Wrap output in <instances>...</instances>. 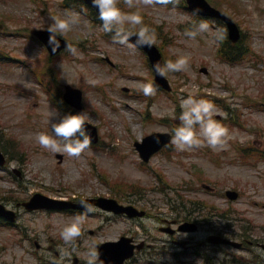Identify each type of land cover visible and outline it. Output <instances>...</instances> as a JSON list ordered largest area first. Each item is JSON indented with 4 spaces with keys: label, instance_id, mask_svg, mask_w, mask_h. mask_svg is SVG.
<instances>
[{
    "label": "rangeland",
    "instance_id": "obj_1",
    "mask_svg": "<svg viewBox=\"0 0 264 264\" xmlns=\"http://www.w3.org/2000/svg\"><path fill=\"white\" fill-rule=\"evenodd\" d=\"M215 1H222V7L246 34L245 41L262 60L249 57L234 65L223 63L217 53L219 40L215 39L217 29L221 32L218 26H209L207 31L190 39L180 27L190 28L195 24H190L184 11L153 1L131 0L151 21L166 26V37L148 29L149 34L154 33L155 43L163 44L168 60L188 57L184 70L167 72L175 88L173 96L159 92L158 88L153 95L145 96L143 83L154 78L145 55L128 43L106 41L103 30L92 28L86 13L66 9L63 0H0V20H4L7 29L23 33L22 37H11L2 33L4 26L0 29V55L6 59L0 60V131L16 138L22 146L20 151L9 149L14 157H20L10 164V171L19 168L22 179L14 173L11 175L9 170H0V191L6 198L0 196V202L15 209L16 201H26L36 192L72 199L96 195L117 198L131 190L140 191L133 199L151 213L144 227L126 219L108 221L105 214L97 211L79 215L83 217L81 235L72 244L62 240L60 231L78 214L22 211L19 226L0 228V264H34L36 259L24 254L19 244V240L29 238L44 246L49 241L59 251V254L48 253L47 264L53 260L72 264L75 256L87 264V251L92 244L97 249L99 243L114 241L130 231L154 245L151 253L130 264H179L177 259L168 256L165 259L160 254L167 238L157 229L158 217L172 219L176 213L160 192L161 188L167 189L172 197H178V189L184 196L185 207L191 205L188 200L201 203L202 209L197 211L203 217L218 216L226 210L233 212L228 220L213 217L205 222L201 232L195 235L198 241L206 237L214 224L218 229L224 226L223 232L231 236L244 232L251 239L264 242V108L253 103L264 100V0ZM73 15L77 22L62 35L84 46L78 45L75 52L52 62L44 46L27 37L25 29L28 32L45 29L54 23L53 17ZM136 27L140 29L141 25L124 24V29ZM102 56L114 65L101 61ZM51 65L56 68L62 87L71 84L83 89L86 107L82 113L88 117L86 121L99 127L100 146L86 148L79 156H70L63 150L54 152L38 141L41 132L54 136L52 123L63 117L33 72L37 68L49 69ZM201 67H207L209 73H200ZM125 87L128 92L124 91ZM188 96L212 101L214 118L224 126L227 117H233L242 126L226 124L228 131L222 145L213 148L205 141L183 150L175 145L171 157L157 156L149 168H144L134 142L153 132L172 131L174 126H180L182 108L179 110L176 102ZM149 98L153 106L152 116L147 119L144 112ZM196 131L199 132L198 125ZM199 139L204 140L202 136ZM242 149L246 150L249 162L242 157ZM23 151L25 158L20 156ZM58 153L64 155L63 163L56 158ZM204 183L213 187L214 192L205 190ZM228 189L238 191L240 198L227 199ZM206 204L213 205L215 211L205 207ZM183 259L205 264L190 253L183 254Z\"/></svg>",
    "mask_w": 264,
    "mask_h": 264
},
{
    "label": "clouds",
    "instance_id": "obj_2",
    "mask_svg": "<svg viewBox=\"0 0 264 264\" xmlns=\"http://www.w3.org/2000/svg\"><path fill=\"white\" fill-rule=\"evenodd\" d=\"M151 3L152 0H146ZM156 3L168 4L176 3L179 0H155ZM94 5L99 8V19L102 20L103 30L105 32H112L114 26L116 27L114 40L123 44L128 42L129 33L124 29V24L127 22L131 26L141 25L137 43L152 44L155 42V36L149 34L148 26L143 25V17L139 10L135 12H122L117 6L116 0H92ZM129 7H132L131 0H129ZM54 23L49 25L48 31L49 44L58 47L59 41L55 38V33L61 34L67 32L72 24L76 23L75 15L68 18L53 17ZM209 24L201 20L195 26L186 28L184 34L190 39H195L201 32L207 31ZM224 34L217 29L215 39L222 40ZM69 51L75 52L74 45H66ZM188 65V57L180 56L176 60H168L165 62V67H160L156 64L155 71L158 75H165L167 72H178L184 70ZM157 86L151 82L143 83L142 92L145 96H151L156 92ZM182 112L179 116L182 122L180 126L175 128L172 136V143L178 149L183 150L185 147H192L193 145H200L205 142L215 148L217 145H222L227 135V128L217 119L214 118L215 105L212 101L207 99H196L193 96H188L180 100ZM88 117L84 113L67 114L64 115L60 121L52 123V131L54 136L41 132L38 135L39 143L45 148H50L54 152L65 151L70 156H79L91 143L90 131L86 128V120ZM199 127V132L196 131V126ZM203 137L202 141L199 137ZM55 137H61L65 143L60 145L57 143ZM75 137V139H73ZM79 137H83L80 139ZM82 216L73 218L72 223L66 224L60 231V236L66 243H75V238L81 235V221ZM99 252L96 246H92L87 251V264H98Z\"/></svg>",
    "mask_w": 264,
    "mask_h": 264
},
{
    "label": "water",
    "instance_id": "obj_3",
    "mask_svg": "<svg viewBox=\"0 0 264 264\" xmlns=\"http://www.w3.org/2000/svg\"><path fill=\"white\" fill-rule=\"evenodd\" d=\"M194 4L196 7L202 8V4L199 1H195ZM205 12H213V11L207 8L205 10ZM231 30H232V37L236 39L237 36L239 35V32L237 31V29L235 28L234 25L231 27ZM132 38H135V37H132ZM143 45H144L145 49L147 50V52L149 53L151 61L154 64V66L156 64H159V66H160L161 56H160L159 52L157 51V49L148 43H143ZM76 97H77L78 101H80L79 95H77V93H76ZM168 143H169V137L167 135H155V136H152V137H149L148 139H146L143 144L138 143L137 146H138V149L141 151L142 156L146 160H148L154 152H156L163 145L168 144ZM233 198H235V196ZM101 202H102V205L105 206L106 204H108L112 201L101 200ZM108 208H111V207H108ZM108 252H111V254H118V257L115 260H117L119 262L118 264H121L122 260L124 259V256L123 257L120 256L115 248H113L112 250H108Z\"/></svg>",
    "mask_w": 264,
    "mask_h": 264
}]
</instances>
